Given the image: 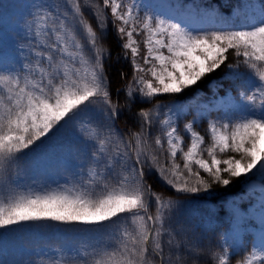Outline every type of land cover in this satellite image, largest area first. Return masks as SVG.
I'll return each mask as SVG.
<instances>
[{"label": "snow or ice", "instance_id": "6c2138e0", "mask_svg": "<svg viewBox=\"0 0 264 264\" xmlns=\"http://www.w3.org/2000/svg\"><path fill=\"white\" fill-rule=\"evenodd\" d=\"M32 7L21 59L0 50V229L67 225L82 243L19 264H198L204 252L211 264H232L233 257L235 264H264V0L210 26L202 22L209 13L197 11L194 19L166 0ZM110 30L117 62L131 68L119 72L115 92ZM222 68L237 85L235 97L212 106L218 115L203 134L195 117L181 128L175 98ZM127 113L132 127L124 130L118 121ZM210 116L202 112L201 120ZM70 126L88 165L55 187L25 184L29 151L57 147ZM153 175L169 192L154 188ZM256 177L257 200L248 206L254 213L234 207L235 226L216 246L181 237L180 195Z\"/></svg>", "mask_w": 264, "mask_h": 264}, {"label": "trees", "instance_id": "16d2710c", "mask_svg": "<svg viewBox=\"0 0 264 264\" xmlns=\"http://www.w3.org/2000/svg\"><path fill=\"white\" fill-rule=\"evenodd\" d=\"M178 3L181 9L188 8L187 5H191L196 10H213L216 14L215 19L219 21H227L230 17L235 18L243 11L239 0H178ZM206 26H210V24ZM0 28L7 32L6 36L1 35L0 37V50H5L11 56L21 59L18 53V45L24 42L22 39L24 32L17 28H7L3 24L0 25ZM108 43L113 53L109 72L113 81V91L115 92L120 87L119 72L124 71L130 74L131 68L123 60L117 62L116 57L119 54V48L111 30L108 33ZM229 60L230 62L234 61L231 54H229ZM225 72L226 69L222 68L218 72L205 77L194 88L187 90L182 96L175 99H178L181 104H187L192 102L198 91H202L207 95L217 92L223 93L227 88L234 89V83L229 77L225 76ZM214 85L218 87L215 91L213 89ZM121 99H123V96H121ZM208 112L211 113V116L201 120V115L195 111L193 104H188L182 111V118L179 121L180 127L182 128L184 123L195 117L199 122L197 130L203 134L208 119L215 118L214 111ZM131 117L132 113H127L125 117L118 121V126L124 130L132 127ZM71 133V126L62 130V133L58 134V136H62L60 144L55 148L41 150L39 155L29 151L27 160L30 163L26 166L25 161L21 160V167L26 166L23 175L25 184L34 185L37 188L41 186L55 187L56 182L71 179L73 173L82 166L86 167L88 165V157L78 152L75 145L72 144ZM187 142L188 138L185 136V143ZM150 183L157 191L169 192V189L156 180L155 175L150 177ZM239 183L240 181H235L228 188L214 185L213 189L206 193L180 195L178 199L181 203L175 211V219L178 222L177 230L181 232V237L187 240L188 236L194 234L195 237L202 238L205 248L216 246L229 225V221L225 220L228 214L227 202L236 192L238 193ZM207 216L209 217L207 218ZM210 216L216 219L214 224L207 223ZM0 233L4 234V242H0V264H19L23 260L36 262L41 258L47 259V255L37 252L43 246L47 249H57L67 246H79L82 243L80 233L74 232L72 226L60 224H53L51 227L43 229H31L29 226H24L19 231L0 229ZM236 259V257L232 258V264H235ZM198 264H211V258L207 252L200 256Z\"/></svg>", "mask_w": 264, "mask_h": 264}, {"label": "rangeland", "instance_id": "374dc122", "mask_svg": "<svg viewBox=\"0 0 264 264\" xmlns=\"http://www.w3.org/2000/svg\"><path fill=\"white\" fill-rule=\"evenodd\" d=\"M50 0H0V25L3 24L7 28H17L20 31L24 32L26 22H31L32 17L30 15L31 12H34L35 9L32 7L35 3H49ZM153 3L161 2V0H152ZM166 2L173 3L177 6L176 10L180 11L181 13L187 14L192 13L193 18L197 19L195 13L197 11L201 13H209V16H205L202 18V22L206 25L210 24L211 20H216V14L213 10H196L191 5H187L188 8H180L178 0H166ZM241 6L247 5L249 3L256 4L259 7V0H239ZM243 9V8H242ZM114 34V33H113ZM1 35L6 36L7 32L4 31L3 28H0V37ZM216 84V83H214ZM234 89L227 88L223 93L217 92L215 94H207L203 93L202 91H198L196 93L195 98L192 99V102L187 104L179 103L177 106L182 109V111L188 106V104H193L195 111L201 115L202 112L207 113V111L215 112L214 117L218 115L216 108L212 107L215 105L217 108L222 104L223 99H231L236 95V88L237 85L233 84ZM214 91L218 89L217 85L213 86ZM254 183H242L240 181V185L237 189H239L238 193L236 192L234 196L227 202L228 205V214L225 218L226 221H229V225L227 230L231 227H234V220H233V209L234 207L237 208H244L248 207L249 203H255L257 200V192L256 190L259 187V178H253ZM243 180V178H242ZM235 202V204L233 203ZM249 213H254L255 209L252 207H248ZM209 216H207L208 218ZM218 220V219H217ZM216 219L213 216H210V219L207 220V223L214 224ZM248 234L251 235L254 233L255 228L253 224H248ZM55 248L47 249L46 247L39 248L40 253H47L51 254L52 250Z\"/></svg>", "mask_w": 264, "mask_h": 264}]
</instances>
